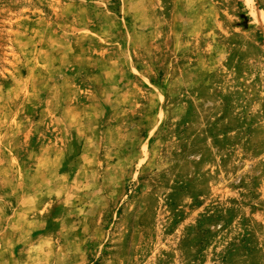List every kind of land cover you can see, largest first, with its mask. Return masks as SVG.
<instances>
[{"label": "rangeland", "instance_id": "1", "mask_svg": "<svg viewBox=\"0 0 264 264\" xmlns=\"http://www.w3.org/2000/svg\"><path fill=\"white\" fill-rule=\"evenodd\" d=\"M0 264H264V0H0Z\"/></svg>", "mask_w": 264, "mask_h": 264}]
</instances>
